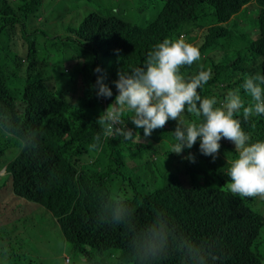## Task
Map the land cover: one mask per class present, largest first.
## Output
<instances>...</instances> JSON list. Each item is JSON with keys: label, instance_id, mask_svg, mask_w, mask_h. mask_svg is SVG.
Wrapping results in <instances>:
<instances>
[{"label": "trees", "instance_id": "1", "mask_svg": "<svg viewBox=\"0 0 264 264\" xmlns=\"http://www.w3.org/2000/svg\"><path fill=\"white\" fill-rule=\"evenodd\" d=\"M53 1L57 5L61 2ZM160 1L162 6L154 15L137 14L142 22L122 14L130 10L144 14ZM249 3L254 4L257 19L254 38L250 32L245 36L241 29L224 25L236 22L237 13L245 11ZM41 4L42 0H20L13 6L11 0H0V36L14 34L17 43L13 48L23 52L10 57V71L0 66V113L8 114L22 133L37 129L42 133L37 149L18 150L0 173V214L11 198L14 206L26 201L42 203L72 246L91 240L100 250L114 243V249L123 251L130 264H135L127 230L112 224L123 232H109L104 222L98 223L102 221V203L118 197L134 210L138 227L151 223L155 213L162 212L176 232L183 227L210 238L211 232H219L225 254L218 264H263L258 238L264 218L259 223L248 208L211 187L194 189L200 179L205 182L196 166L216 164L207 168L206 174L211 180L218 178L222 175L220 164L230 168L237 157L235 145L231 142L225 163L221 157L210 161L200 153L199 144L177 155L171 152L177 121L171 119L147 139L143 129L135 128L131 121L127 127L140 136L129 141L123 137L105 139L97 121L103 105L92 86L98 75L94 69L99 66L105 83L113 90V97L108 99L112 101L116 95L112 84L117 79L115 70L141 66L158 42L184 33L201 53L194 66L211 68L212 78L206 87L210 85L211 96L220 99L240 87L245 76L264 75V0H68L60 7L75 8L78 15L62 11L60 16L71 21V29L65 36L51 38L49 46L56 50L52 56L43 57L37 54L35 42H25L20 36L26 28L37 32L33 21L39 18ZM209 6L214 22L207 24L203 18ZM55 60L60 61L56 73L52 65ZM50 78L55 81L49 82ZM130 115L125 113L123 118L127 120ZM193 119L185 111L178 122ZM242 124L250 143L262 141L264 115L251 116ZM97 134L101 136L100 147L92 149ZM11 148L18 149L16 141L0 136V169L5 163L3 155ZM189 152L195 156L194 163L185 158ZM17 213L21 211L13 208L1 219L0 239L10 224L21 218L15 216ZM16 232L13 230L12 236ZM27 236L32 241L29 233ZM8 253L14 259L9 264L36 262L28 254L32 251L10 246ZM159 264H173L172 253Z\"/></svg>", "mask_w": 264, "mask_h": 264}, {"label": "clouds", "instance_id": "2", "mask_svg": "<svg viewBox=\"0 0 264 264\" xmlns=\"http://www.w3.org/2000/svg\"><path fill=\"white\" fill-rule=\"evenodd\" d=\"M43 2L38 11L39 18L33 22L42 19L41 11L45 9ZM119 51L116 50L117 53ZM200 59L201 53L196 42L188 40L184 33L165 38L154 46L141 66L115 70L113 75H117V79L112 84L116 95L112 101L108 99L113 97V90L105 83L103 69L97 66L94 72L98 75L92 87L103 105L97 118L103 138L123 137L125 141L133 140L139 133L134 135L133 129L127 127V121H131L135 128L143 129V136L147 139L153 130L163 128L171 119L177 121L172 132L176 143L171 151L177 155L199 144L200 153L209 156L210 161L221 157V163H225L229 161L225 153L233 143L237 157L231 162L230 168L228 164H220L222 175L211 180L206 171L216 164L196 166L200 175L205 176V182L200 179L194 189H215L221 196L248 208L260 223L264 218L261 211L264 203V136L262 141L250 143L242 123H248L251 116L264 115V75L257 73L245 76L240 87L229 90L217 99L211 96V86L206 87L212 78L211 68L197 69L194 66V62ZM9 61L0 63L6 72L11 69ZM185 111L192 114L194 119L188 123L178 122ZM125 113L131 114L127 120L123 118ZM41 135L38 129L22 133L8 114L0 113V136L14 139L18 144L17 150L31 152L37 149ZM94 139L96 142L90 147L98 149L100 134ZM219 152L223 155L220 156ZM185 158L195 162L191 152ZM8 161L5 160L4 170ZM34 203L44 207L42 203ZM100 212L102 221L98 223L104 222L109 232H123L113 227V224L123 226L130 234L129 247L135 264H159L170 253L173 264H218L225 254L223 246L219 244V232H211L214 240L183 227L176 232L162 212H156L151 223L138 227L134 222V210L122 198H108L102 203ZM30 213L24 211L23 215L17 217ZM54 221L59 229L56 218ZM92 242L87 240L80 245H73L80 255L78 259H72L65 250L60 264H117L114 253L121 250L114 249V243L98 250ZM121 252L124 264H130L129 256Z\"/></svg>", "mask_w": 264, "mask_h": 264}, {"label": "rangeland", "instance_id": "3", "mask_svg": "<svg viewBox=\"0 0 264 264\" xmlns=\"http://www.w3.org/2000/svg\"><path fill=\"white\" fill-rule=\"evenodd\" d=\"M11 1L13 6L20 3V0ZM67 1L68 0H61V2L57 5L53 0H44L43 4L46 2L49 3L45 7L46 10L42 9L41 11L42 15L45 13L43 16H41L42 19H40L37 23L34 22L33 26H37V32H30L29 28L21 31L20 36L25 42L33 41L36 43V47H38L37 54L40 57H43L47 54L52 56L56 48L54 49V47L49 46L50 39L55 38L56 36H65L71 29V21L66 18L62 19L60 16L62 11H71V15L75 17L78 15V12L75 10V8L60 7ZM50 4H55L57 6H51ZM161 6L162 1H160L155 8L145 11L144 14H141L135 10L126 11L122 14L130 18L132 21L139 23L142 22L141 16L150 17L154 15ZM246 6L247 7L245 11H240L237 13L238 15L236 17V22L230 21L224 25L230 26L232 29H241L243 32H245V36L248 35V32H250V37L254 38L257 34V19L255 12L252 10L254 9V4L249 3ZM85 8H87V6H85ZM212 11L213 8L209 6L206 11L207 14L203 18L207 24L214 22ZM137 14L141 16L139 17ZM198 31L201 33L200 30ZM244 42L245 40L243 38L241 43L244 45ZM15 43H17L16 36L12 33H9L8 35L3 34L0 36V63H2L4 60H9L12 55L16 54L21 56L23 54L21 50L13 48ZM65 64H67V62ZM52 65L56 73V69L60 67V61L55 60ZM13 81H16V79ZM54 81L55 80L53 78H50L49 80L51 83ZM136 140L138 141L139 139ZM17 152V148L8 149L3 155V159L11 160L17 154ZM0 173H4L3 168L0 169ZM23 201L26 200L23 199ZM20 204H25L26 207L24 205L14 206L12 198L8 199L5 203V207H3V211H1L2 214L0 215V220L6 217V214L10 213L13 208L16 209V207L21 211V213H17L15 216L23 215L24 211L30 213L34 210V208L35 210L32 213L25 214L23 217L19 218L15 224H10L8 231L3 234V239L0 240V264H9L10 262L14 261L13 258L9 257L8 247L10 246L17 247L19 250L21 249V251H32V253L28 254L36 261L34 264H60L64 258L65 250L69 252V255L72 257V259L76 257V249L72 246V244L67 242L62 237L57 224L55 223L51 214L44 207L30 201ZM28 204L31 205L27 206ZM261 211L264 213V203L261 205ZM13 230H17V232L12 236ZM27 233L30 234L32 241L28 240ZM258 242L259 250L263 255L262 262L264 264V227L260 237L258 238ZM121 254V251L114 253V261L117 264L125 263V260Z\"/></svg>", "mask_w": 264, "mask_h": 264}]
</instances>
